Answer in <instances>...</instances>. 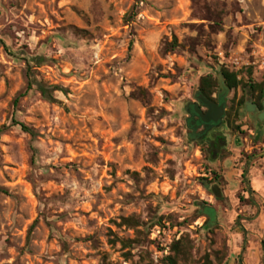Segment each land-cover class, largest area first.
I'll return each instance as SVG.
<instances>
[{"label":"rangeland","instance_id":"obj_1","mask_svg":"<svg viewBox=\"0 0 264 264\" xmlns=\"http://www.w3.org/2000/svg\"><path fill=\"white\" fill-rule=\"evenodd\" d=\"M222 70L264 85V0H0V264H164L182 239L179 264H264V116ZM208 75L222 148L186 123Z\"/></svg>","mask_w":264,"mask_h":264},{"label":"trees","instance_id":"obj_2","mask_svg":"<svg viewBox=\"0 0 264 264\" xmlns=\"http://www.w3.org/2000/svg\"><path fill=\"white\" fill-rule=\"evenodd\" d=\"M176 44V43H175ZM44 60L43 59H36V64L40 65ZM28 66L29 62H28ZM27 78H28V89H32L33 87H36L37 90L40 92L41 96L47 100H50L51 96L49 95L48 89L38 81V79L35 77V75L32 73L31 69H28L27 73ZM223 90L225 91H232V90H237L240 86L243 88L244 93L246 94L241 98L237 103H235V106L233 107L234 112L238 114L239 108H241L244 105L245 99L248 97L250 99H254L256 103L254 106L256 107L257 111H264V85L261 84H244L242 81L238 80V76L234 72H230L228 70H222L221 71V81ZM218 82L216 79L211 77V75H208L206 77L201 78L200 80V85L198 92L196 93L197 95L204 97L207 100L213 101L214 100V95L217 92L218 87ZM221 87V86H220ZM222 89V87H221ZM16 125H19L25 132L30 133V129H28L25 125L21 123H15ZM190 127V126H189ZM2 130H0V133ZM242 182L246 185V188L248 192H251V189L249 188V182L247 180V171L244 170L242 174ZM252 203H254L252 201ZM204 212L209 216L214 218V212L211 207H208L207 209L204 210ZM133 223L132 219H122V224L131 226ZM188 246L189 243L186 241L179 240L176 241L172 244L171 246V252L174 254L169 255L166 257L164 264H179V258L180 259H186L188 256Z\"/></svg>","mask_w":264,"mask_h":264},{"label":"flooded vegetation","instance_id":"obj_3","mask_svg":"<svg viewBox=\"0 0 264 264\" xmlns=\"http://www.w3.org/2000/svg\"><path fill=\"white\" fill-rule=\"evenodd\" d=\"M199 97V95H198ZM214 102L217 105H222L224 104L225 110L227 112V101L226 98L222 95V93H218L217 96L213 97ZM195 101L187 105L185 108V111L187 112V122L188 127L190 129V136L197 137L200 139L202 142H207L209 143L210 147L214 148H222L225 146L224 144V139L220 133V129L224 125V119L226 117V112L225 116L221 120L220 123L218 124H204L201 122L200 115L197 113V111L200 112V114L205 115L207 113V109L200 104V102L197 99V96L195 95ZM253 106V105H252ZM247 109V108H246ZM264 116V111H257L256 112V117L260 120Z\"/></svg>","mask_w":264,"mask_h":264},{"label":"crops","instance_id":"obj_4","mask_svg":"<svg viewBox=\"0 0 264 264\" xmlns=\"http://www.w3.org/2000/svg\"><path fill=\"white\" fill-rule=\"evenodd\" d=\"M248 174L249 188L252 195L256 197V206L259 207L258 220L264 219V152L257 161L251 164ZM261 243L264 244V223L258 227Z\"/></svg>","mask_w":264,"mask_h":264},{"label":"water","instance_id":"obj_5","mask_svg":"<svg viewBox=\"0 0 264 264\" xmlns=\"http://www.w3.org/2000/svg\"><path fill=\"white\" fill-rule=\"evenodd\" d=\"M220 86L222 87V89H224L222 86V82H220ZM196 96L200 104H202L208 110L205 115H202L199 111H197V113L200 115L201 122H203L204 124L212 123L215 125L220 123L226 112L224 104L217 105L214 102L205 99L204 97H198L197 94ZM246 108L248 111H251L253 109L252 104L246 103ZM211 191L216 198H221L222 193L218 186H213L211 188Z\"/></svg>","mask_w":264,"mask_h":264}]
</instances>
